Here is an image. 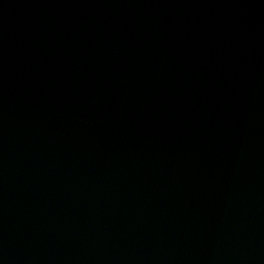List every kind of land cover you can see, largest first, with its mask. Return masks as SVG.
<instances>
[{"label": "water", "instance_id": "95a60500", "mask_svg": "<svg viewBox=\"0 0 264 264\" xmlns=\"http://www.w3.org/2000/svg\"><path fill=\"white\" fill-rule=\"evenodd\" d=\"M0 264H264V0H0Z\"/></svg>", "mask_w": 264, "mask_h": 264}]
</instances>
